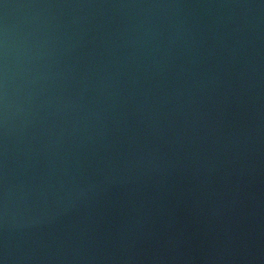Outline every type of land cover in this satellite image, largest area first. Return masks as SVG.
Wrapping results in <instances>:
<instances>
[{"label":"water","instance_id":"1","mask_svg":"<svg viewBox=\"0 0 264 264\" xmlns=\"http://www.w3.org/2000/svg\"><path fill=\"white\" fill-rule=\"evenodd\" d=\"M0 264H264V0H0Z\"/></svg>","mask_w":264,"mask_h":264}]
</instances>
